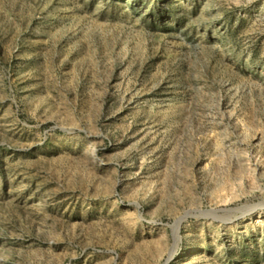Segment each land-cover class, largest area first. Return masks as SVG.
I'll return each mask as SVG.
<instances>
[{"label": "rangeland", "instance_id": "rangeland-1", "mask_svg": "<svg viewBox=\"0 0 264 264\" xmlns=\"http://www.w3.org/2000/svg\"><path fill=\"white\" fill-rule=\"evenodd\" d=\"M165 263L264 264V0H0V264Z\"/></svg>", "mask_w": 264, "mask_h": 264}, {"label": "water", "instance_id": "water-1", "mask_svg": "<svg viewBox=\"0 0 264 264\" xmlns=\"http://www.w3.org/2000/svg\"><path fill=\"white\" fill-rule=\"evenodd\" d=\"M241 207H236V208H233L231 210H237V209H240ZM201 214L203 215H210L209 213H211V210H204V211H199ZM245 214V212H241L240 215L236 216L234 219H237L241 216H243ZM188 214H185V216L177 219L176 221H174V223L171 225V230H172V233L174 232V229L176 228V238H177V242L179 241L180 239V235H179V229H180V223L181 221L187 216ZM173 240H174V233H173ZM175 241V240H174ZM168 262V260L166 261V263ZM165 263V264H166Z\"/></svg>", "mask_w": 264, "mask_h": 264}, {"label": "bare ground", "instance_id": "bare-ground-1", "mask_svg": "<svg viewBox=\"0 0 264 264\" xmlns=\"http://www.w3.org/2000/svg\"><path fill=\"white\" fill-rule=\"evenodd\" d=\"M176 231H177V230H176V228H175V229H174V232H173V233H174V240H175V242L177 241V238H176Z\"/></svg>", "mask_w": 264, "mask_h": 264}]
</instances>
